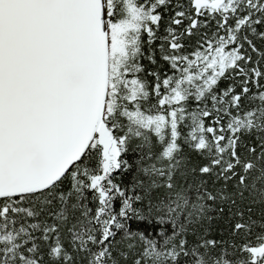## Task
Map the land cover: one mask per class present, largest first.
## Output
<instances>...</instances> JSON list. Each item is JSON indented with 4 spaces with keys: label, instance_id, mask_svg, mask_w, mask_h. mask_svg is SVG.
<instances>
[{
    "label": "snow or ice",
    "instance_id": "6c2138e0",
    "mask_svg": "<svg viewBox=\"0 0 264 264\" xmlns=\"http://www.w3.org/2000/svg\"><path fill=\"white\" fill-rule=\"evenodd\" d=\"M0 264H264V0H0Z\"/></svg>",
    "mask_w": 264,
    "mask_h": 264
}]
</instances>
